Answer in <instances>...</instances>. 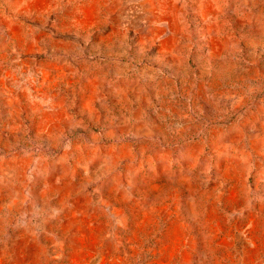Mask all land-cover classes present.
<instances>
[{
	"label": "rangeland",
	"instance_id": "1",
	"mask_svg": "<svg viewBox=\"0 0 264 264\" xmlns=\"http://www.w3.org/2000/svg\"><path fill=\"white\" fill-rule=\"evenodd\" d=\"M0 264H264V0H0Z\"/></svg>",
	"mask_w": 264,
	"mask_h": 264
}]
</instances>
